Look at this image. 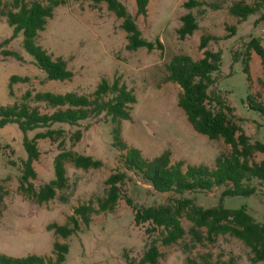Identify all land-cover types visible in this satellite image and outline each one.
Here are the masks:
<instances>
[{"label":"rangeland","instance_id":"374dc122","mask_svg":"<svg viewBox=\"0 0 264 264\" xmlns=\"http://www.w3.org/2000/svg\"><path fill=\"white\" fill-rule=\"evenodd\" d=\"M149 40L161 39L164 48L149 50L142 47L129 50L128 32L123 28V19L110 10L105 2L91 0H69L57 9L39 42L56 57L63 56L75 72L71 80H48L34 56L24 47V35L15 36V29L6 18L0 16V104L11 105L23 102V96L30 90L92 94L104 78L113 83L117 78L136 90L138 102L133 105L132 120H125L123 136L132 146L142 150L146 158H155L164 151H172L173 162L185 161L189 165L216 167L221 153H228L230 145L223 139L211 140L198 132L190 122L186 111L179 105L182 92L180 84L167 80L168 64L176 54H188L195 59L204 56L200 44L204 34H213L219 40H211L210 48L222 51V67L212 86L224 101L234 108V119L253 140L264 142V116L249 106V96L264 101V77L261 57L253 53L251 81L248 80L241 60L235 61L233 52L239 50L252 36L261 40L264 47V20H259L264 8L252 14L247 20L238 22V17L229 13L227 7L213 10L208 4L192 11L198 15L200 28L192 36L182 39L179 28L182 16L191 10L185 7L187 0H152L148 15L138 14L136 0H123ZM214 2L217 0H205ZM234 0H228L231 3ZM254 3L256 0H246ZM236 25V33L226 37L227 26ZM11 39L9 44L2 43ZM18 52L21 57L6 55L3 50ZM27 76L29 82H17L12 86V77ZM39 106L42 112H54L45 103L28 100ZM59 126V125H58ZM66 135L65 148L82 154L93 155L104 161L100 168H78L72 162L67 164L71 187L61 190L58 197L41 204L36 197L21 188L23 161L28 153L25 147L26 134L16 123L0 126V253L14 257L30 254L57 259L56 242L69 244L67 259L63 264H130V260L143 256L149 234L145 223L138 225L134 208L128 197L136 204L151 205L169 202L171 197H181L177 192H159L145 182L134 171L128 170L121 158V152L113 147L112 127L107 117H94L78 126L63 125ZM77 129L84 131V137L75 146L71 136ZM36 132H30L34 137ZM62 138V139H63ZM42 155L35 162L38 177L32 179L35 186L55 179V157L61 151L59 142L50 138L40 139ZM264 157L258 153L257 160ZM128 173L125 193L114 213H101L82 230L65 238L49 228L52 223L65 224L80 204L106 190L107 179L115 172ZM223 187L212 192H187L186 196L198 197L205 206L221 202ZM66 195L68 200L61 198ZM228 208L246 206L259 221H264V185L251 196H228L224 198ZM186 226L190 221L184 219ZM159 232H154L157 236ZM164 257L159 264H188L189 254L212 252L215 257L236 255L238 264H263L250 261L251 250L239 238L221 235L215 242L206 241L191 252L183 243L161 245ZM140 261V260H139ZM150 264V263H148Z\"/></svg>","mask_w":264,"mask_h":264},{"label":"trees","instance_id":"16d2710c","mask_svg":"<svg viewBox=\"0 0 264 264\" xmlns=\"http://www.w3.org/2000/svg\"><path fill=\"white\" fill-rule=\"evenodd\" d=\"M97 4L105 2L110 10L123 19L122 26L128 32L129 50L136 51L142 47L149 50L163 49L164 43L149 40L138 22L137 16L129 11L123 0H91ZM139 15H148L152 0H136ZM228 0L206 2L205 0H187L185 7L190 12L182 16L179 34L182 39L192 36L200 28L197 14L192 10L208 4L213 10L227 7L229 13L238 17V22L248 19L264 8V0L249 3L246 0ZM69 0H0V16L7 19L14 27L15 36L24 35V47L31 53L37 65L47 73L48 80H71L75 72L70 69L68 60L63 56L56 57L40 42L42 31L46 30L50 19L54 18L59 7L67 5ZM259 20H264V13ZM229 37L236 33L237 26L230 25ZM213 34L202 36L200 47L204 56L195 59L188 54H176L167 65V80L174 81L182 87L179 105L186 111L194 128L208 135L211 140L223 139L230 145L228 153H221L216 167L206 165H189L185 170V161L173 162L172 151H164L155 158H146L142 150L130 145L123 136L125 120H132L133 105L138 102L134 88L117 78L111 83L104 78L92 94L77 91L56 93L52 91L38 92L33 95L28 91L23 102L11 105L0 104V126L5 127L16 123L25 132V147L28 153L23 161L24 167L20 177L21 188L30 193L43 204L56 199L61 190L71 187L67 164L72 162L78 168L90 169L104 166L102 159L93 155L82 154L73 149L65 148L66 128L63 125L78 126L83 121L94 117H107L112 127V144L121 152L125 167L138 174L159 192H177L181 197H171L169 202L161 204L140 205L128 197V203L135 210L138 225L149 223L147 248L143 256L133 258L130 264H159L164 257L161 245L183 243L188 251L197 248L206 241L215 242L221 235H232L242 240L251 250L250 261L264 264V221H259L246 206L228 208L224 198L228 196H251L258 192V186L264 185V157L257 160L258 153H264V142L253 140L234 119V108L227 104L220 93L212 89L217 82L216 76L222 67V51L210 48L211 40H219ZM7 39L2 46L9 44ZM6 55L20 58L18 52L4 49ZM253 53L261 57L264 77V47L261 40L252 36L239 50L233 52V58L243 63V70L249 81ZM27 76L12 77V86L17 82H29ZM45 103L54 112H42L39 106H33L28 100ZM249 106L264 116V101L256 96H249ZM59 125V126H58ZM36 132L30 137V132ZM84 137V131L77 129L71 136L75 146ZM50 138L59 142L61 151L55 157V179L37 188L32 181L38 177L35 162L40 159V139ZM63 138V139H62ZM128 173L118 171L106 181V190L101 195L92 196L85 203L75 208L74 213L65 224L52 223L49 228L57 234L69 238L79 233L84 225L89 226L94 217L101 213H114L125 193ZM223 187L221 202L213 206H205L198 202L196 196H186L187 192H212ZM3 186L0 184V197H3ZM61 198L68 200L66 195ZM190 221L186 226L184 219ZM154 232H159L154 236ZM69 244L56 242L57 259L30 254L14 257L0 253V264H63L67 259ZM188 264H238L236 255L224 258L212 252L189 254Z\"/></svg>","mask_w":264,"mask_h":264}]
</instances>
